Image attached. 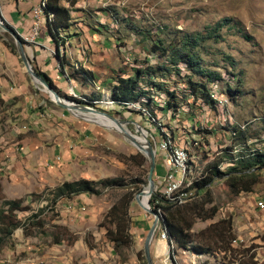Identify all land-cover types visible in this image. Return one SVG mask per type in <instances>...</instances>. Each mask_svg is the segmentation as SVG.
<instances>
[{"label":"rangeland","instance_id":"rangeland-1","mask_svg":"<svg viewBox=\"0 0 264 264\" xmlns=\"http://www.w3.org/2000/svg\"><path fill=\"white\" fill-rule=\"evenodd\" d=\"M77 7L92 11L94 20L85 19L82 13L74 14L78 21V35L72 36L67 42V57L62 62L67 66L66 73L72 80L71 84L75 86L70 94L71 98L113 113L111 115L120 121L139 124L148 132L149 141L155 148V143H161L165 140L163 135H166V139L170 138L174 146L189 150L198 167V175L210 163L224 161L221 163V170L225 172L232 167V158L249 155L250 150H264V0H79ZM105 9L110 11L107 17L102 12ZM122 21L132 23L141 31L152 30L153 34L159 27H167L168 32L179 37L201 38L203 46L199 50L205 61L204 66L207 65L211 71L217 69L226 83L233 86L236 84L230 73L232 71L239 74L247 94L238 98L237 103L230 102V97L222 92L226 84H218L213 87L216 91L211 92L218 101L217 106L209 107L199 101L192 107L193 99L189 98L180 114L175 117L157 109L153 114L147 108L139 113L118 107L111 99L112 78L121 75L120 71L131 72L133 68L145 66L149 59L152 65L165 62L157 58L151 59L144 49V46L150 48V44L142 43L140 37L130 30V26L126 30H120L118 22ZM95 25L101 32L93 30ZM0 40L7 49L10 43H15L2 29ZM228 57L235 61L236 68H230L226 72L222 68L227 65ZM19 60L20 70L25 71L20 58ZM81 69L93 70L99 81L96 84H86L82 75L77 74V71L83 72ZM26 75L34 85L35 99L31 103L32 108L17 93L8 101L0 97V208L6 200L21 199L24 200L23 207H31V211L18 212L24 225L0 245V264H67L65 256L68 250L64 247L73 246L78 240H83L88 249H95L98 256L106 255L110 248L114 250L106 233L101 231H106L102 226L109 211L98 221V230H87L90 224L86 223L88 216L82 206H79L82 211L79 208L75 211L68 210L66 199L52 206L51 202L56 197L55 190L66 182L80 179L97 183L118 179L127 184L128 190L138 182L141 188L135 193L136 197L148 185L149 161L117 131L75 116L74 122H70L64 116L58 118L54 112L50 113L52 110H61L64 114L68 112L52 103L43 88L37 87L27 73ZM184 86L182 84L179 88L183 89ZM4 92L0 88V94ZM103 101H112L114 106L93 103ZM135 107L136 111H140V105ZM47 108H50L48 112L51 116L41 118L40 115ZM27 111L30 115L38 114L31 117ZM150 113L155 117V124L146 120ZM37 118H40V126L34 125ZM236 123H240L241 127L244 123L249 124L252 135L260 138L249 141L246 146L237 143L241 141L233 140L232 133L227 131L228 127ZM136 124L125 127L133 135L141 137ZM90 125L92 131L86 130ZM195 127L202 129L204 133L210 131L213 134L203 138ZM47 131L55 134L47 137ZM59 135L69 138L70 150L75 152L74 156L69 157L68 161L57 157L55 162L48 160L49 162L27 167L23 160L25 155L18 149L25 148L28 141L37 144L42 139L46 148H50V144ZM157 154V160H161L164 154L161 151ZM257 179L258 183L252 193H234L226 180H217L200 196H195L194 191L192 192L194 198L190 201H209L205 202L207 208H218L216 218L205 222L199 220L194 232H200L220 220L231 219L233 222V235L228 241V251L201 255L205 264H264V210L258 207V202L264 200V173ZM157 180L156 173V182ZM97 189L101 194L93 196L108 207H113L125 193V190H113L102 184ZM131 214L134 221L148 222L150 228L153 225L154 217L144 211L135 200L132 202ZM60 227L69 228L68 232L62 231ZM149 230L146 226L131 228L133 245L114 251V259L109 258L110 264H147L146 260L141 259V253H144V242ZM139 232L143 233L140 238ZM55 236H62L65 241L63 248H56L54 251ZM157 244L162 242L156 237L152 248H156ZM159 247V257L164 253L167 256L168 249L165 251L163 244ZM77 251L81 255L82 250ZM179 256L182 264H198L199 259L192 252L182 251ZM159 257L154 259L156 264H159Z\"/></svg>","mask_w":264,"mask_h":264},{"label":"trees","instance_id":"trees-1","mask_svg":"<svg viewBox=\"0 0 264 264\" xmlns=\"http://www.w3.org/2000/svg\"><path fill=\"white\" fill-rule=\"evenodd\" d=\"M46 2L47 6L44 12L48 16H53V20L46 24L48 35H50L58 49L66 50L70 38L78 35L76 28L78 21L74 14L82 13L85 19L91 18L94 20V13L78 8L79 0H46ZM102 12L106 13L104 14L106 17L110 13L108 9ZM118 23L120 30H126L130 26V30L140 37L142 43L150 44V48L144 46V49L150 54L152 60L155 58L165 60L163 63L152 65L149 59L146 61L145 66L133 68L131 72L120 71L121 75L112 78L113 81L110 82L111 99L118 107L139 113L147 108L153 114L157 109L164 113H170L172 117H175L180 114L182 107L187 104L189 98L193 99L192 107L199 101L209 107L217 106L218 101L213 99L211 92L216 91L213 87L218 84H226L222 92L230 97V102L237 103L238 98L247 94L243 89L239 74L231 71L232 81L236 84V86H233L231 83H226L223 75L217 69L211 71L207 65L204 66L205 61L199 50L203 46L201 38L179 37L175 33L168 32L167 27H159L156 33L153 34L152 30H138L135 25L129 24L127 21ZM93 30L101 32L96 25ZM214 36V33H212V37ZM9 49L14 55L18 56L15 43H10ZM57 56L60 59V69L64 70L62 62L65 55L61 56L58 52ZM228 60L226 61L227 65L222 69L226 72L230 68V70H235V61L231 57H228ZM81 70L83 72L77 71V74L82 75L86 84L97 83V73L90 69ZM39 73L46 78L49 84L55 86L46 74L40 71ZM68 78L70 79V77ZM73 78L76 77L73 75ZM182 84L185 86L180 89L179 87ZM72 99L75 98L72 97ZM79 102L85 103L82 100H79ZM48 103L52 104L50 101ZM130 103L140 105V111H136V107L129 108L127 104ZM153 114L150 113L149 118L146 120L155 124ZM244 124L241 127L240 123H236L228 127L227 131L232 133L233 140H240L241 142H236L243 143L246 146L249 141L257 140L260 137L252 135L249 124ZM194 129L203 138L213 134L210 131L204 133L202 129H197V127ZM163 136L165 139L167 138L166 135ZM193 142L196 143V141ZM187 151L189 152V150ZM250 152L249 155L237 159L232 158L233 165L225 172L221 170V163L224 161L208 164L199 175L194 177L192 190L195 196L204 194L217 180H226L234 193H252L254 186L258 183V176L264 173V150L255 149L250 150ZM159 169L158 160L156 173ZM192 169L195 170V163H192ZM99 184L113 190H125L120 200L109 210L102 228H106V237L114 245V251L130 248L133 245L131 228H144L146 226L150 229L148 222L134 221L131 214L135 193L141 188L138 182H135L134 187L129 190L127 184L118 179L105 180L100 183L88 179H80L71 183L66 182L55 190L56 197L51 202L52 206H56L60 200L72 199L83 194L100 195L101 192L97 189ZM205 202L209 201H189L183 206H175L163 198L160 199L158 194L151 199L153 207L162 209L169 238L180 250L192 252L196 255L211 254L215 251L227 252L228 241L233 235V222L231 219L220 220L200 232L193 231L199 220L205 222L216 218L218 208H207ZM23 203L24 200L19 199L6 200L2 204L0 208V245L12 237L16 229L24 225L18 217V212H30L31 207H23ZM60 228L62 231L68 232L67 227ZM63 241L65 240L62 236L53 238L54 244H60ZM141 259L146 260L143 252L141 253Z\"/></svg>","mask_w":264,"mask_h":264},{"label":"crops","instance_id":"crops-1","mask_svg":"<svg viewBox=\"0 0 264 264\" xmlns=\"http://www.w3.org/2000/svg\"><path fill=\"white\" fill-rule=\"evenodd\" d=\"M42 1L43 0H0V12L6 23L12 26L24 39L26 37H29L32 33V10ZM58 52L61 56L65 55L67 57V51L58 49L55 42L52 40L50 35H48L46 24L41 27L40 35L36 40V44L27 46V53L34 67L38 71L46 74L54 82L55 86L59 89L60 92L65 95H67L68 93L70 96L71 92L74 91L75 86L71 84L70 81L72 80L67 76V66H64L65 71L59 69L60 59L57 56ZM19 61V56L17 57L12 54L0 40V88L4 89L5 91L4 93L0 94V97L8 101L11 96L17 93L20 98L24 99L26 105H29V107L32 108L33 106L31 103L35 99V96L33 95L34 85L33 83L28 81L25 71L20 70ZM6 103L8 104L9 102ZM46 110L47 111H45L43 115H40L41 118L51 116L49 112H54L58 118H60V116H64L68 119V121L74 122V117L72 115L64 114L63 112H61V110H57L58 112L54 110L48 112L50 108H47ZM27 114L29 116L31 113L27 111ZM37 114L38 113L32 114L30 116L34 117L37 116ZM34 125H41L40 118L34 120ZM86 130L92 131L91 125L90 127H87ZM46 134H48L47 137H50L55 133L47 131ZM146 135H148L147 131ZM27 143L28 145L26 144L25 148L18 149L22 150V154L25 155L26 159L24 158L23 160L27 163V167L35 166L37 165V163L43 164L49 161L55 162L57 157H62L63 159L68 161L69 157L72 158L75 153L70 150L71 144L69 138H66L64 136L61 137L60 135L53 144H50V148H46L47 145L43 139L37 144H32L30 141H28ZM15 157L16 156L14 151L13 159H15ZM164 158L165 157L163 156V159L159 160L160 169L157 172L158 179L162 178L166 174L168 169L165 164ZM66 201L69 205L68 210L75 211L77 208L80 209L79 206H82V209H84L86 216H88L87 219H85L86 223L90 224V227H88L87 230H98V221L103 217L105 213H108V211L112 207L106 206L95 196L87 194L75 196L72 199H68ZM80 211L82 210L80 209ZM73 214H75V212H73ZM69 228H71V226H69ZM101 231L104 234L106 233V231H103V229H101ZM142 234V232H139V238ZM136 241L138 240L136 239ZM75 243L76 244H74L73 246L64 247V249L66 248L68 250L67 255L65 256V263L67 264H110V259H114V250L112 248H110V251H108L106 255L100 254L98 256V254L95 252L96 250L88 249L83 240H78ZM162 244L165 246L166 251V245L164 243ZM162 244H157L156 248H152V255L154 259H157L159 257L161 253L159 246ZM63 245L64 242L56 244L53 250L55 251L56 248L57 250H60L61 248H63ZM78 249L82 250L80 251L81 255H78Z\"/></svg>","mask_w":264,"mask_h":264},{"label":"water","instance_id":"water-1","mask_svg":"<svg viewBox=\"0 0 264 264\" xmlns=\"http://www.w3.org/2000/svg\"><path fill=\"white\" fill-rule=\"evenodd\" d=\"M0 29H2L3 32L9 34L13 38L18 52V56L21 59L22 64L24 65L26 73L37 87L43 88L44 92H46L50 97L52 103L60 107L62 110L67 111L72 116L78 117L79 119H82L92 124H97L106 129H112L114 131H117L147 157L150 165L148 174V185L136 194L135 201L144 211L154 217L153 225L151 226L144 242V256L147 264H155L152 256V245L156 233L161 223H164V221H162L158 211L152 208L151 206V198L154 195L156 189L155 172L157 167V150L155 149L154 145L149 141V136L144 135L146 141L141 142L140 140H138V136L133 135L125 127L128 124H136L135 122L120 121L108 112L93 108L86 104H82L70 98L69 95H65L60 92L56 86H52L51 84H49L46 78L42 76L32 64V61L27 53L26 42L12 26L6 23V21L1 15V12ZM98 116L104 117L105 119L111 121L116 127H110L100 123L96 119V117ZM136 126L137 132L143 135L142 127L139 124H136ZM145 196H148L147 205H144L143 203V198Z\"/></svg>","mask_w":264,"mask_h":264},{"label":"built area","instance_id":"built-area-1","mask_svg":"<svg viewBox=\"0 0 264 264\" xmlns=\"http://www.w3.org/2000/svg\"><path fill=\"white\" fill-rule=\"evenodd\" d=\"M47 6L46 0H43L38 6L33 8V27L32 33L29 37L24 38V41L30 46L35 45L36 40L40 35V29L47 22L53 20V16L45 14ZM213 98H216L214 95ZM94 104L105 105L113 107L114 102H93ZM129 108H133L135 104H127ZM159 149L166 154V164L168 171L166 175L159 180L157 186V192L160 194V198H165L175 206H181L186 204L192 193L190 191L193 185V179L190 177L192 173V157L189 152L181 147L172 145L170 139L164 140L160 145ZM260 210H264V202L258 203ZM161 214V210H159ZM159 240L166 245L168 249L167 256H161L159 264H181L178 259V246L170 240L167 230L164 228L161 231ZM202 259H199L198 264H203Z\"/></svg>","mask_w":264,"mask_h":264},{"label":"bare ground","instance_id":"bare-ground-1","mask_svg":"<svg viewBox=\"0 0 264 264\" xmlns=\"http://www.w3.org/2000/svg\"><path fill=\"white\" fill-rule=\"evenodd\" d=\"M76 96V95H75ZM70 97V96H69ZM71 98V97H70ZM214 99H216V98H214ZM77 101V100H76ZM87 102V101H86ZM87 105V104H86ZM97 109H100V108H97ZM101 110V109H100ZM96 119L100 122V123H102V124H104V125H107V126H110V127H116L115 125H114V123H112L111 121H109V120H107V119H105L104 117H101V116H98V117H96ZM143 129V128H142ZM143 131V135H141V137H137L138 138V140H140L141 142H145L146 141V139H144L143 137H145L144 135H146V130L145 129H143L142 130ZM146 136H149V135H146ZM149 138V137H148ZM168 139H170V138H168ZM165 140H167V139H165ZM164 141V140H163ZM162 141V142H163ZM170 141L172 142V140L170 139ZM161 142V143H162ZM161 143H155V145H156V150H157V152L159 151H161L160 149H159V145L161 144ZM153 144V143H152ZM154 145V144H153ZM173 145V144H172ZM155 147V146H154ZM177 147V146H176ZM181 148H184V147H181ZM184 149H187V148H184ZM188 150V149H187ZM164 155V157L166 158V154L163 152V151H161ZM190 154V153H189ZM158 155V154H157ZM191 156V155H190ZM164 158V159H165ZM162 159H163V157H162ZM159 160H160V158H159ZM158 161V160H157ZM191 163H195V162H193V160H192V162ZM165 164H166V159H165ZM166 166H167V164H166ZM157 168V167H156ZM167 171H168V169H167ZM167 173V172H166ZM196 175H195V174ZM155 174H156V172H155ZM166 175V174H165ZM164 175V176H165ZM198 175V167L196 166V164H195V170H193L192 169V173H191V175H190V177L194 180V177H196ZM163 176V177H164ZM162 177V178H163ZM162 178H159L158 180H157V182H156V189H155V193H154V195H156V194H158L159 195V198H160V194L157 192V186H158V183H159V180L160 179H162ZM155 180H156V176H155ZM192 187H193V185L191 186V188H190V191H191V193L193 192V190H192ZM193 194V193H192ZM153 195V196H154ZM152 196V197H153ZM161 199V198H160ZM163 199H165V198H163ZM192 199V195H191V197H190V199H189V201ZM166 200V199H165ZM166 201H168V200H166ZM188 201V202H189ZM260 201H262V202H264V200H260ZM259 201V202H260ZM147 202H148V196H145L144 198H143V203H144V205H147ZM187 202V203H188ZM258 202V203H259ZM152 205V204H151ZM185 205V204H184ZM181 206H183V205H181ZM155 210H157L158 211V213H159V215H160V217H161V219H162V221H164V223H161V225H160V227H159V229H158V231H157V233H156V236H155V238L157 237L158 238V240H159V237H160V234H161V231L165 228L166 230H167V227H166V223H165V219H164V215H163V212H162V209H160V208H155V207H153ZM159 210H161V214H160V212H159ZM167 232H168V230H167ZM168 235H169V233H168ZM154 241H155V239H154ZM161 242V241H160ZM154 243V242H153ZM163 243V242H162ZM180 252H182V250H180V248H178V259H179V261L181 262V259H180V256H179V253ZM184 252H187V251H184ZM153 256V255H152ZM163 256V255H162ZM164 256H165V254H164ZM161 257V256H160ZM160 257H159V259H160ZM196 257L198 258V259H202V256L200 255H196ZM153 259H154V257H153ZM201 261H203V259L201 260ZM154 262H155V260H154ZM156 264V263H155ZM182 264V263H181ZM203 264H205V261H203Z\"/></svg>","mask_w":264,"mask_h":264}]
</instances>
